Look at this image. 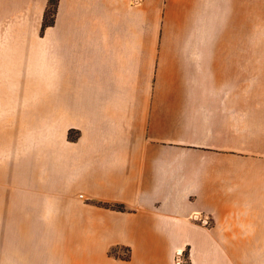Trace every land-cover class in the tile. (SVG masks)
<instances>
[{
  "label": "crops",
  "instance_id": "1",
  "mask_svg": "<svg viewBox=\"0 0 264 264\" xmlns=\"http://www.w3.org/2000/svg\"><path fill=\"white\" fill-rule=\"evenodd\" d=\"M47 2L0 0V264H264V0Z\"/></svg>",
  "mask_w": 264,
  "mask_h": 264
},
{
  "label": "rangeland",
  "instance_id": "2",
  "mask_svg": "<svg viewBox=\"0 0 264 264\" xmlns=\"http://www.w3.org/2000/svg\"><path fill=\"white\" fill-rule=\"evenodd\" d=\"M56 0H51L50 4L46 6L45 22H51L54 18ZM261 22H264V11L261 10ZM261 32L253 34H244L243 41L250 43V46L245 45V57H259L264 58V24L259 28ZM253 43L254 45H251Z\"/></svg>",
  "mask_w": 264,
  "mask_h": 264
},
{
  "label": "built area",
  "instance_id": "3",
  "mask_svg": "<svg viewBox=\"0 0 264 264\" xmlns=\"http://www.w3.org/2000/svg\"><path fill=\"white\" fill-rule=\"evenodd\" d=\"M192 219L199 222L201 225L208 227L211 224L210 219L207 216H204L202 214H194L192 216ZM173 263L174 264H190L187 256L183 251H176L173 256Z\"/></svg>",
  "mask_w": 264,
  "mask_h": 264
},
{
  "label": "trees",
  "instance_id": "4",
  "mask_svg": "<svg viewBox=\"0 0 264 264\" xmlns=\"http://www.w3.org/2000/svg\"><path fill=\"white\" fill-rule=\"evenodd\" d=\"M57 1L56 0V3L54 4L55 5V8H56V5H57ZM51 2V0H48L47 4L49 5ZM45 18H46V10H45V13H44V17H43V22H42V27L48 25V24H51L53 21L51 22H45ZM99 206H103L105 208H110V209H113V210H117V211H123L124 208L121 206V205H110V204H106V203H97ZM125 260L128 259V255L125 254V256L123 257Z\"/></svg>",
  "mask_w": 264,
  "mask_h": 264
}]
</instances>
